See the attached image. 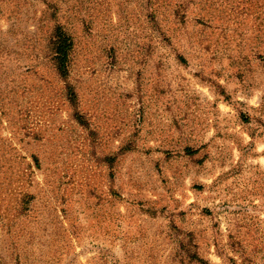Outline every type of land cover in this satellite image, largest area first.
<instances>
[{
    "label": "rangeland",
    "instance_id": "obj_1",
    "mask_svg": "<svg viewBox=\"0 0 264 264\" xmlns=\"http://www.w3.org/2000/svg\"><path fill=\"white\" fill-rule=\"evenodd\" d=\"M0 264H264V0H0Z\"/></svg>",
    "mask_w": 264,
    "mask_h": 264
},
{
    "label": "trees",
    "instance_id": "obj_2",
    "mask_svg": "<svg viewBox=\"0 0 264 264\" xmlns=\"http://www.w3.org/2000/svg\"><path fill=\"white\" fill-rule=\"evenodd\" d=\"M49 39L56 70L61 77L65 78L68 74L69 52L73 44L71 36L57 23L54 25ZM68 93L70 101L74 103L75 95L70 87H68ZM76 116L81 120L79 114Z\"/></svg>",
    "mask_w": 264,
    "mask_h": 264
}]
</instances>
